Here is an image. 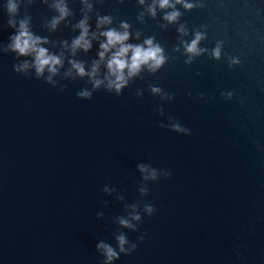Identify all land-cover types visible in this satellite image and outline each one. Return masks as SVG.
<instances>
[{
  "label": "water",
  "instance_id": "1",
  "mask_svg": "<svg viewBox=\"0 0 264 264\" xmlns=\"http://www.w3.org/2000/svg\"><path fill=\"white\" fill-rule=\"evenodd\" d=\"M18 2L16 19L31 17L48 41L41 46L63 64L56 87L34 68L13 70L32 57L4 51L15 29L0 0V264H103L97 244L119 251L120 234L137 249L112 264H264V0ZM104 17L110 23L99 24ZM85 19L91 48L73 54ZM109 29L126 30L127 44L151 39L165 57L120 94L105 79L114 50L94 78L66 76L73 60L91 71ZM197 33L192 55L185 45ZM92 79L104 82L93 90ZM84 89L91 100L77 98ZM140 164L171 178L142 180ZM133 205L139 221L130 219ZM120 216L136 229L120 226Z\"/></svg>",
  "mask_w": 264,
  "mask_h": 264
},
{
  "label": "clouds",
  "instance_id": "2",
  "mask_svg": "<svg viewBox=\"0 0 264 264\" xmlns=\"http://www.w3.org/2000/svg\"><path fill=\"white\" fill-rule=\"evenodd\" d=\"M176 2L182 3L183 0H176ZM141 3H143V0H141ZM159 6L161 8L174 7V5L169 3V0H159ZM185 7L190 8L192 6L185 4ZM6 8L9 14L7 25L15 29V34L9 37L10 43L7 45V48L4 49V51H11L12 53L16 54L17 57H32L31 63L25 60L18 65H14L13 70L15 72H24L29 68H34L36 79L43 77L47 83H52L53 87H56V84L53 83L52 78L54 75L58 74L59 67L63 64L61 56L50 53L47 48L41 46L48 41L46 38H42L41 36L35 35L33 33L30 28L31 17L25 16L19 20L16 19L20 9V3L18 0H7ZM57 9L61 13V18L68 14L67 7L63 5V3L57 4ZM149 10L153 11L154 14L153 9ZM178 16L179 13L174 11L166 15L165 19L169 22H173L178 18ZM58 22V19H53L52 26L55 27ZM107 23H110V19L108 17L101 18L99 21V24ZM78 27L81 30V34L72 41L71 48L73 54H75L77 49L88 51L91 48V42L87 38L89 32L87 20H82ZM122 27L126 29L127 25H122ZM101 35L105 37L106 42L100 44L101 51L98 53L99 61L93 63L91 71L86 72L82 63L73 60L70 61L71 69L66 73V76H71L72 71L74 70L75 73L80 77L87 75L90 78H94L98 73L100 63L104 62L106 54L109 53V51L114 50L106 62L108 75L105 77V79L108 82V89L110 91L115 90L117 94H120L121 89L127 85L128 79L136 76L142 68L147 67L150 70H156L165 62V57L162 54V48L159 45H154L151 39L146 40L144 45H132L126 43V41L129 39V34L126 30L124 32H119L115 29H109L105 32H102ZM201 39H203V36L197 33L195 39L190 44L185 45L186 52L192 55H199L200 53L197 45ZM214 55L217 58L219 57V48L215 50ZM188 62L190 63V61ZM46 71L50 75L45 76L44 74ZM125 71L127 72V76L125 75ZM91 82L93 84V90H95L98 89L104 81L100 79H92ZM60 90L63 92L64 88H61ZM152 91L155 93L159 92L160 89L153 87ZM76 95L78 99L91 100L93 93L92 91L84 89L77 92ZM161 127H163V125H161ZM173 128L176 131H184L186 134H189L188 130L181 128L178 123L174 124ZM137 167L141 173H148V175L141 177L142 180L151 179L153 181H157L160 178L158 173L161 172L163 174V178L165 179H170L172 175V173L167 169H156L151 165L140 164ZM103 191L107 192L109 189L105 187ZM140 191L141 193H146L147 189L142 187ZM144 208L149 216H152V214L156 211L155 208L149 203H146ZM136 209L137 206L133 205L130 219L139 221L141 217ZM102 215V213H98L97 218L99 219L102 217ZM130 219L123 216L117 217L120 226L135 230L136 225L131 223ZM139 240L140 242H143V235L139 237ZM116 241L119 251H117V249L112 245L103 241L97 244V249L102 250V254L105 257L103 264H112L113 260L118 259L121 253L130 255L137 249L136 243L131 244L130 248L128 249L125 248V245L128 244V239L124 234L118 235L116 237Z\"/></svg>",
  "mask_w": 264,
  "mask_h": 264
}]
</instances>
